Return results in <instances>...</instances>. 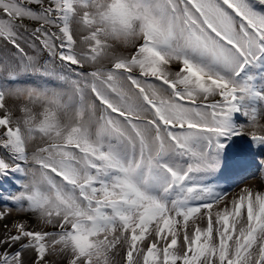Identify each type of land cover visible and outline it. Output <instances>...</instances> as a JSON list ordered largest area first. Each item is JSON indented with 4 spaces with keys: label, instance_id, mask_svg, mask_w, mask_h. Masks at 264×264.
Segmentation results:
<instances>
[{
    "label": "snow or ice",
    "instance_id": "6c2138e0",
    "mask_svg": "<svg viewBox=\"0 0 264 264\" xmlns=\"http://www.w3.org/2000/svg\"><path fill=\"white\" fill-rule=\"evenodd\" d=\"M251 168L264 0H0V264H264Z\"/></svg>",
    "mask_w": 264,
    "mask_h": 264
},
{
    "label": "rangeland",
    "instance_id": "374dc122",
    "mask_svg": "<svg viewBox=\"0 0 264 264\" xmlns=\"http://www.w3.org/2000/svg\"><path fill=\"white\" fill-rule=\"evenodd\" d=\"M25 23L27 25H31L32 21H25ZM248 173V174H247ZM243 174H247L246 176H244L243 178H240L236 184L233 186L232 190L229 191H236L238 192L240 187H243L244 185H248L256 190H264V174H262L259 171H255V172H250V170H247L245 172L242 173H238V174H229L226 176H222L221 178H229V177H239L242 176ZM10 207L9 202H5V201H0V209L2 208H8ZM15 215V212L13 213Z\"/></svg>",
    "mask_w": 264,
    "mask_h": 264
},
{
    "label": "clouds",
    "instance_id": "9594fccd",
    "mask_svg": "<svg viewBox=\"0 0 264 264\" xmlns=\"http://www.w3.org/2000/svg\"><path fill=\"white\" fill-rule=\"evenodd\" d=\"M120 3H121V0H115V6H119Z\"/></svg>",
    "mask_w": 264,
    "mask_h": 264
}]
</instances>
